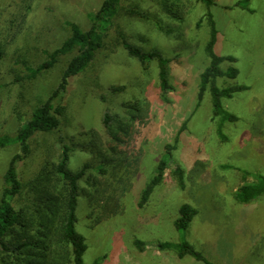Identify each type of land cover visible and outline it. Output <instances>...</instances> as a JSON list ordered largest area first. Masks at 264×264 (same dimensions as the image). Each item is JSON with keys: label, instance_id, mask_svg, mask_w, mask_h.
I'll use <instances>...</instances> for the list:
<instances>
[{"label": "rangeland", "instance_id": "rangeland-1", "mask_svg": "<svg viewBox=\"0 0 264 264\" xmlns=\"http://www.w3.org/2000/svg\"><path fill=\"white\" fill-rule=\"evenodd\" d=\"M102 2L0 0V138L11 139L0 146V196L7 165L19 152L13 137L56 89L76 51L59 57L52 69L35 79H27V68L37 67L45 52L65 42L68 23L88 30L91 15ZM117 9L111 23L100 24L108 30L103 48L83 73L68 80L55 101L64 107L60 127L30 139V155L18 163L24 189L16 205L22 206L32 195L31 184L42 167L46 162L56 164L67 146L69 171L89 165L79 181L83 192L75 226L86 244L84 264H204L187 255L179 259L174 248L157 247L183 242L221 264L223 250L241 248L230 231L239 227L244 237L260 226L264 232V194L258 200L260 209L246 220H256L255 228L239 225L242 221L233 208L235 188L264 178V0H215L210 8L218 32L214 52L235 59L220 67L238 71L235 80L219 78L216 85L248 88L223 99L225 112L236 118L233 121L213 115L209 90L196 106L200 74L210 63L203 4L121 0ZM129 11L149 17L141 19ZM121 38L144 54L157 52L169 61L167 82L172 91H161L157 61L143 66L127 55ZM119 87L124 89L112 91ZM106 115L112 118L108 129L103 124ZM161 160L167 163L164 179L141 205ZM177 167L183 172L182 186L174 173ZM184 204L197 214L181 231L174 223ZM214 249L219 250V260L208 252Z\"/></svg>", "mask_w": 264, "mask_h": 264}, {"label": "trees", "instance_id": "trees-1", "mask_svg": "<svg viewBox=\"0 0 264 264\" xmlns=\"http://www.w3.org/2000/svg\"><path fill=\"white\" fill-rule=\"evenodd\" d=\"M203 4L207 13L204 15L209 27V41L205 53L210 61L209 66L200 74L199 90L197 94V107L202 101L205 91L209 90L213 115H222L225 119L233 121L236 118L228 115L223 108V99L231 98L235 93L247 90L245 86H228L219 88L216 81L219 78L235 80L238 71L229 68L226 71L221 69L225 61L235 62L232 57H221L215 54L214 46L217 41L218 32L210 8L215 5V0H196ZM121 0H103L98 11L91 15V26L86 31H81L74 23H68L70 35L65 42L52 52H45V60L35 68H27L29 76L27 79H35L38 75L52 69L59 60V57L76 51V54L68 61L62 72L60 82L51 95L41 103L31 114L25 124L19 128L12 141L18 145L19 152L13 155L7 165L4 174V184L0 196V264H84L83 255L86 251L84 237L76 229V209L78 198L83 190L79 187V181L88 170L86 164L79 171L73 173L67 168L70 148L63 146L59 161L45 163L36 177L35 181L29 184L32 195L20 205L17 204V197L21 196L24 189L18 175V163L30 155V139L38 133H51L57 130L61 124V117L64 115V107L55 103L68 85V80L83 73L94 60L97 51L104 46L105 32L107 27L101 28V22L105 24L111 21L118 14V6ZM129 15L146 19L149 15L145 12L129 11ZM200 23V22H199ZM121 46L127 55L139 61L143 66L150 60H156L159 66V84L162 92L172 91L167 82L169 61L161 54L152 52L144 54L139 48L128 44L123 38L120 39ZM1 58V54H0ZM124 88H114L112 91H122ZM143 116H140L142 119ZM112 119L109 115L103 118V124L108 129V123ZM135 121L130 120V123ZM129 125V124H128ZM126 125L128 133L129 126ZM123 127V128H124ZM185 129V123L181 126L178 134ZM117 140V138H114ZM11 139L0 138V146L5 147ZM100 146H96L97 152L103 154ZM175 146H167L168 150ZM112 150V148H111ZM167 163L161 160L158 163L156 175L150 180L143 191L140 204H145L150 198L154 188L164 179ZM175 175L182 182V170L176 168ZM30 191V189H29ZM264 194V178L256 184L242 185L235 194V199L241 204H246L259 199ZM196 210L189 205H182L179 209V218L175 221L176 229L186 231ZM160 250L174 248L179 258L191 256L204 264H211L189 243L183 242L179 245L159 243ZM96 264V263H95Z\"/></svg>", "mask_w": 264, "mask_h": 264}, {"label": "crops", "instance_id": "crops-1", "mask_svg": "<svg viewBox=\"0 0 264 264\" xmlns=\"http://www.w3.org/2000/svg\"><path fill=\"white\" fill-rule=\"evenodd\" d=\"M241 187V186H240ZM238 189V188H237ZM237 189L235 188L233 190L234 198ZM254 200L246 204H241L237 202L235 199L234 201V210L237 211L236 217L239 218L242 222L239 225H251V227L255 228L257 223L256 220L252 221H246L250 218L249 215H252L253 212H257L258 209H260L261 203L260 201ZM249 223V224H247ZM260 227V226H259ZM257 232L255 233H245L244 237H242V233L240 231V228L238 227V231H230L228 234L234 232L235 236L232 238H235L236 242L241 244V248H235L233 251L225 249V253L223 250V256H222V262L221 264H264V232L260 231L262 230L261 227ZM235 227L231 230H234ZM264 229V228H263ZM226 234V235H228ZM231 238V239H232ZM216 251H219L217 249L208 250L209 253H214V257L219 260V255L216 253ZM202 254V253H201ZM204 257V255H202ZM186 257V256H184ZM183 257V258H184ZM182 260V258H179ZM206 259V258H205ZM211 264H216L214 261H210L209 259H206ZM190 264H193L192 262H189Z\"/></svg>", "mask_w": 264, "mask_h": 264}]
</instances>
